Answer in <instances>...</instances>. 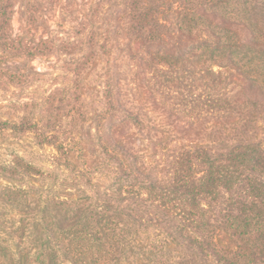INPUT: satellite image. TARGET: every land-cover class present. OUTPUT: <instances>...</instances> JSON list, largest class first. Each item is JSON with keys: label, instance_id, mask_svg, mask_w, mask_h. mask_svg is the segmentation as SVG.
I'll use <instances>...</instances> for the list:
<instances>
[{"label": "trees", "instance_id": "16d2710c", "mask_svg": "<svg viewBox=\"0 0 264 264\" xmlns=\"http://www.w3.org/2000/svg\"><path fill=\"white\" fill-rule=\"evenodd\" d=\"M16 2L0 0V54L26 47L10 39ZM119 3L125 26L120 50L134 68L131 84L145 97L127 107L119 85H128L127 71L121 68L114 80L108 65L106 113L97 128L104 155L115 165L110 181L93 185L94 197L55 199L38 214L28 212L25 192L4 188L15 199L21 194L25 213L1 224L0 264H264V138L254 121L255 113H264L263 99L255 95L264 96V0ZM36 50L49 55L56 46L47 39ZM55 92L61 97L58 105L53 93L47 98L46 116L80 97ZM114 118L147 126L160 155L141 161V153L117 136L101 135L104 122ZM3 125L38 129L29 122ZM186 131L207 135L209 144H185ZM39 140L65 153L67 138L42 133ZM18 170L40 172L20 156L0 163V174L16 176ZM38 225L43 235L34 246L29 228Z\"/></svg>", "mask_w": 264, "mask_h": 264}, {"label": "rangeland", "instance_id": "374dc122", "mask_svg": "<svg viewBox=\"0 0 264 264\" xmlns=\"http://www.w3.org/2000/svg\"><path fill=\"white\" fill-rule=\"evenodd\" d=\"M119 1L114 0L107 7L99 0H17L10 9V39L21 40L26 47L20 49L15 45L0 54V123L19 125L29 122L38 129L14 131L3 125L0 129V163L8 165L15 156H20L40 172L23 174L18 170L20 173L16 176L0 174V227L3 222L16 221L25 213L21 194L15 199L5 193L6 187L25 192V205H30L28 212L38 214L42 206L52 208L51 202L55 199L94 197L93 185L99 187L109 183L115 165L104 155L97 128L100 115L106 113L103 91L108 65L114 80L121 68L122 72L127 71L123 79H127L128 85L119 84L121 99L127 107H137L145 97L144 91L139 95L131 84L134 68L120 50V45L125 43V26ZM97 3L100 5H95ZM47 39L53 42L56 51L41 55L36 47ZM76 67L79 69L75 75ZM11 73L15 78L10 76ZM237 79L240 82V77L234 76L233 80ZM58 90L64 91L63 95L69 98L74 93L80 97L76 101L71 99L66 107H60L57 115L46 116V100L53 93L54 105H58L61 97L55 92ZM255 95L264 103L263 95L258 92ZM260 107H264L263 104ZM254 117L256 134L264 138V113H255ZM120 121L118 118L112 122L106 120L101 135H115L129 148L139 151L141 161H154L160 153L153 149L155 140L147 126L140 128L131 120ZM42 133H53L61 140L67 138L62 142L66 154L54 145L41 143L39 135ZM205 137L207 135L190 131L182 135L185 144H209L208 139L204 141ZM86 172L91 176L85 175ZM78 173L85 176L77 178ZM91 177L94 181L89 184ZM58 217L61 222L65 221L62 213ZM29 232H32L30 236L35 246L43 235L42 228L38 225L33 230L29 228ZM7 233L6 229L1 232L2 235ZM62 261L70 264L67 260ZM186 262L179 264H192Z\"/></svg>", "mask_w": 264, "mask_h": 264}]
</instances>
